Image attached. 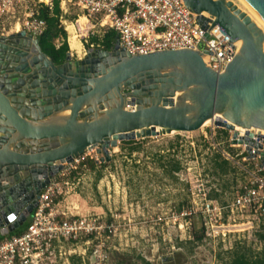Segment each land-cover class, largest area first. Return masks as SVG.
Listing matches in <instances>:
<instances>
[{"label": "water", "instance_id": "1", "mask_svg": "<svg viewBox=\"0 0 264 264\" xmlns=\"http://www.w3.org/2000/svg\"><path fill=\"white\" fill-rule=\"evenodd\" d=\"M247 1L264 18V0ZM184 2L191 12L214 18L233 41H243L225 71L212 69L200 51L131 55L119 49L118 36L111 51L90 50L80 60L69 52L65 63L56 65L39 38L25 31L0 36L1 226L9 224L11 232L23 226L34 208H24L33 197L24 195L33 189L32 181L40 190L93 146L109 158V147L120 141L195 132L212 118L231 131L264 130V31L232 1ZM33 77L43 82L44 98L53 96V105L37 107L38 112L26 111L27 87L16 85ZM30 92L26 98L36 97ZM41 96L25 105L43 107ZM4 124L13 127L5 136Z\"/></svg>", "mask_w": 264, "mask_h": 264}, {"label": "rangeland", "instance_id": "2", "mask_svg": "<svg viewBox=\"0 0 264 264\" xmlns=\"http://www.w3.org/2000/svg\"><path fill=\"white\" fill-rule=\"evenodd\" d=\"M228 1L244 7L240 0ZM42 4L53 7V0H27L0 16V36L25 31L27 22L40 18ZM69 15L63 19L67 26L73 17ZM72 31H66L68 43ZM91 39L80 50L70 47L73 60L102 49ZM62 42L61 37L55 40L58 46ZM230 136L229 129L209 123L191 133L149 137L139 145L120 141L109 147V158L96 146L66 164L58 177L61 212L110 226L89 246L75 247L81 256H74L72 264H229L236 250L264 256V226L231 234L225 241H206L202 218L181 215L192 210L199 189L225 203L244 181L232 165L224 167L225 172L217 165L222 164L221 152H240L229 146Z\"/></svg>", "mask_w": 264, "mask_h": 264}, {"label": "built area", "instance_id": "3", "mask_svg": "<svg viewBox=\"0 0 264 264\" xmlns=\"http://www.w3.org/2000/svg\"><path fill=\"white\" fill-rule=\"evenodd\" d=\"M25 2L27 0H0V16L15 11ZM60 7L65 30L69 33L72 27V34L81 45L89 44L95 34L114 31L119 38V49L131 55L200 51L207 64L218 72L225 71L240 49V41H233L221 25H214V18L191 12L184 0H60ZM68 14L73 16L69 26L67 20L63 21ZM46 28V21L32 19L26 23L25 32L39 38ZM229 132V146L240 152L223 151L221 154L244 181L225 203L210 199L204 189H199L201 196L198 201L194 200L192 210L181 214L202 218L206 241H225L231 234L258 231L264 226V133L240 128ZM60 175L61 171L40 190L34 187L39 182L32 181L33 189L24 195L33 197L24 208L28 205L34 208L22 233L11 235L22 226L11 232L9 224L0 225L4 237L0 240V264H72L74 256H81L77 251L80 244L89 246L110 230V226H103L97 218L70 217L61 212ZM22 212L14 216L15 220Z\"/></svg>", "mask_w": 264, "mask_h": 264}, {"label": "trees", "instance_id": "4", "mask_svg": "<svg viewBox=\"0 0 264 264\" xmlns=\"http://www.w3.org/2000/svg\"><path fill=\"white\" fill-rule=\"evenodd\" d=\"M40 19L46 21L47 28L42 36L39 37L40 46L44 53H46L56 65H62L66 61V57L70 52V46L67 40V32L61 25V7L60 0H53V7L50 9L49 6L42 4V9L39 13ZM63 39V42L60 46L55 43V40L59 38ZM117 34L114 31H108L105 36L100 39L98 37H93L91 42L99 46L106 51H111L114 49L116 42ZM146 139L137 141H124L125 145H139L141 141H145ZM222 164L218 163V167L224 170V167H230V163L226 161L222 154L219 155ZM176 172L180 170L179 163H177V167L174 169ZM225 172V170L223 171ZM25 228L18 229L11 235L22 233L28 226L24 224ZM4 237L1 236L0 240ZM229 264H264V256L260 255H251L245 251L236 250L232 253L230 263Z\"/></svg>", "mask_w": 264, "mask_h": 264}, {"label": "bare ground", "instance_id": "5", "mask_svg": "<svg viewBox=\"0 0 264 264\" xmlns=\"http://www.w3.org/2000/svg\"><path fill=\"white\" fill-rule=\"evenodd\" d=\"M241 2H242V4L244 5V7H242V9L240 8V6H237L243 13H245L247 16H249L251 19H252V21L254 22V23H256L263 31H264V18L257 12V10L247 1V0H240ZM236 5V4H235ZM242 46H243V41L241 40L240 41V49H239V52H240V50H241V48H242ZM70 47L72 48V50H76V49H81V45L79 44V42H78V40H77V38L76 37H74V35H73V37H71V39H70ZM28 55H31V54H28ZM1 66V70L3 69L2 67L4 66V63H1L0 64ZM8 66L9 65H11L10 63L9 64H7ZM8 68V67H7ZM31 70H33V69H31ZM31 73H32V71H31ZM23 83H24V85H23ZM37 83H39L38 85H37ZM16 85H17V87H21V89L23 90L25 87H27V91L25 92V95L27 96L28 94H32L30 91H34V94H35V96L37 97V94H40V96H41V98H40V100L39 101H43L44 102V105H43V107L41 106V105H39V106H36L35 105V107L34 106H32V104H31V102L30 103H28V106L27 105H25V103H27V99H32L33 97H29V98H26V96H24L23 97V99H24V105L23 106H25L24 108L26 109V111L28 110V108H30V107H33L32 109H29L30 110V112L31 111H36V112H38V109H37V107H41V109H43L44 107H50L51 105H53V103L52 104H50L49 103V99L50 100H53V96H45V98H44V89H43V82H41V81H38V80H36L34 77L32 78V80H30V82H29V80L27 81V82H21V83H16ZM32 85H34V86H32ZM48 90V89H47ZM178 95H180V94H178ZM30 96V95H29ZM36 97H34L33 99H35ZM178 97V96H177ZM175 99H177V98H175ZM35 102H37V101H35ZM69 109H65V110H63V112L62 113H64V114H68L69 113ZM54 112V111H53ZM217 118H212V119H209V120H207L206 122H205V124H204V126H206V125H208L209 123H214L215 124V120H216ZM8 124V123H7ZM5 125V128H3V132H5L4 133V135L3 136H5L7 133H9V131H8V129L7 128H10L11 126H7L6 124H4ZM10 129H12L13 130V127H11ZM240 129H243V130H245V131H248L249 129H247V128H243V127H240ZM256 130V129H255ZM257 130H260L261 132H263L264 133V130H261V129H257ZM15 131V130H14ZM173 133H175V132H173V131H168V135L169 134H173ZM40 143H38V145H39ZM34 145H36L35 144V142H34ZM94 147H96V146H93V147H91V148H89V149H87V150H90V149H92V148H94ZM51 155L53 154V155H55L54 156V162L56 163V161H59L60 159L58 158L59 157V154L58 153H56V154H54L53 152H51L50 153ZM58 163H61L60 161L58 162ZM59 166V164H57V167ZM55 169H56V167H55Z\"/></svg>", "mask_w": 264, "mask_h": 264}, {"label": "crops", "instance_id": "6", "mask_svg": "<svg viewBox=\"0 0 264 264\" xmlns=\"http://www.w3.org/2000/svg\"><path fill=\"white\" fill-rule=\"evenodd\" d=\"M71 19H73V18H70L69 20H71ZM71 39V38H70ZM79 42V41H78ZM70 44V43H69ZM80 44V43H79ZM81 45V44H80ZM72 49V48H71ZM76 50H79V49H76Z\"/></svg>", "mask_w": 264, "mask_h": 264}]
</instances>
